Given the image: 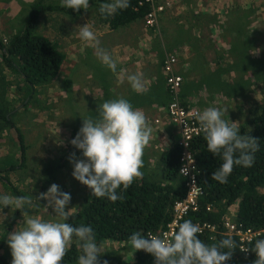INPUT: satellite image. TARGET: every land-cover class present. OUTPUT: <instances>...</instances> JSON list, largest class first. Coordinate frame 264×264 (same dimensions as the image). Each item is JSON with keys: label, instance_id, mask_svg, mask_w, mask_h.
Instances as JSON below:
<instances>
[{"label": "trees", "instance_id": "16d2710c", "mask_svg": "<svg viewBox=\"0 0 264 264\" xmlns=\"http://www.w3.org/2000/svg\"><path fill=\"white\" fill-rule=\"evenodd\" d=\"M144 1L130 0V6L127 9L118 10L110 16L101 15L99 12L100 5L108 0H89V7L96 11L100 24L113 30L127 25L131 21L144 18L151 9L150 5ZM141 2L144 3L141 4ZM45 10L60 11L67 15H76L87 11L84 9L74 11L62 7L61 4H48L45 0H37L31 4L26 27L15 32L7 40L0 38L3 61L19 79L13 90L14 97L5 107L0 105L1 134L15 124L10 112L25 104L27 99L31 100V93L42 85L54 81L61 73L65 55L59 49V44L36 31L40 14ZM241 22L237 18L235 25L240 27L243 25L240 24ZM222 90L226 92L227 88L223 86ZM30 100L26 102L27 105ZM34 101H38V99H34ZM255 106L253 114L239 126L241 135L246 134L257 139L259 151L255 154V163L250 168L234 166L227 183L221 184L211 178L212 172L219 167L222 161L219 156H214L207 151L204 135L197 137L192 143L200 170L199 183L204 192L199 197L197 209L181 219L179 224L186 219H191L200 227L208 224L215 226L214 231L204 228L198 236L208 245L218 244L222 238L229 236L225 228V220L229 210L237 204L234 222L242 224L245 230L251 229L258 233L253 241L244 244L247 251L242 250L239 238L233 236L237 248L226 264H255L257 257L252 247L256 239H264V193L261 192V189H264V100ZM16 129L19 132L22 147V164H25L27 146L24 144L21 129L19 127ZM180 153L181 147L177 140L169 150L161 152L159 155L157 165L161 168V178H158L157 174L153 172L145 171L139 179L134 180L126 191L121 193L123 199L117 200L115 203L107 198L92 196V191L88 188V193L83 198L82 204L67 223L74 226L81 224L92 226L99 245L106 240L130 244L129 238L136 231L145 235L151 233L162 237L163 233L168 230L169 224L174 220L175 204L182 200L187 193L186 178L180 175ZM61 165V163H54L46 166L45 180L41 183V193L47 191L48 186L57 180L53 169L56 170L62 167ZM17 168L16 164L0 166V180L3 188L14 197L29 198L31 193L15 186L16 183L10 177L11 171L13 172ZM117 191L120 192V190ZM36 199L41 202L45 200L40 196ZM18 212H22V209ZM17 218V216L13 217L12 223ZM11 227L10 225L7 234ZM6 233L0 240V249L6 244ZM123 247L102 251L103 254L99 256L101 264L104 261H107V264H155V258L144 250H136L134 260L130 263L125 256L119 253L126 246ZM79 255L80 248L74 239L62 264H78ZM0 261L3 264H9L1 252Z\"/></svg>", "mask_w": 264, "mask_h": 264}, {"label": "rangeland", "instance_id": "374dc122", "mask_svg": "<svg viewBox=\"0 0 264 264\" xmlns=\"http://www.w3.org/2000/svg\"><path fill=\"white\" fill-rule=\"evenodd\" d=\"M35 1L37 0H0V38L7 40L15 32L26 27L31 4ZM45 1L48 4H61L60 0ZM247 1L234 0V4L224 8V11L230 10L228 14L234 12V15H231L234 19H240L242 21L240 24L243 25L240 27L233 25L232 35L220 33L215 39L219 40V44H217L220 48V63L215 73L218 76L219 87L216 102L220 104L219 107L228 108V112L224 113V118L228 122H236L238 126H241L253 114L255 105L264 100V0ZM92 12L94 11L92 10ZM72 16L77 17L78 14L67 15L60 11L48 10L40 14L36 31L55 40L65 55L61 73L54 81L42 85L31 93L28 105L26 102L29 100L27 99L25 104L10 112L15 124L2 134L0 133V166H11V164L18 166L17 170L11 171L10 177L16 183L15 186L31 193L29 198L33 202L30 206L24 205L22 212L11 211L10 206L5 207L0 213V240L10 225L12 227L8 234L24 226V218L25 220L29 217H38L44 220L55 218L52 207L47 206V200L41 202L36 199L41 194V183L45 180V168L48 164H62V167L53 169L57 179L53 183L59 185L62 191L71 194V201L67 208L72 207L70 209L72 214L82 204L83 198L89 190V187L72 176L73 164L69 162L70 156L75 153L74 159H83V157L80 150L76 149L70 141L82 127L83 119H98V106L104 101L114 99V97L108 99L109 93L102 91L103 95L98 99L90 84L85 83L82 87L84 74L82 70L78 72L79 79L76 82L81 88L74 90V84L68 83L72 79L69 78L70 67L67 62L72 58L73 52L74 54L80 53L79 51H82L85 45V42L79 39V31L73 29L79 21L72 20L70 25L67 22ZM227 16L222 21L225 22ZM97 20L94 17V21ZM2 55L0 49V105L5 107L14 97L13 90L19 79L3 61ZM205 70L204 65L202 71ZM223 86L227 88L226 92L222 91ZM5 92H7L6 96ZM25 95L27 96L26 93ZM34 99H38V101H34ZM18 127L21 129L24 144L27 146L25 164H22V147L19 132L16 129ZM160 137L161 135L150 133V146L148 145L144 149L143 167L140 169L142 175L148 171L161 178V168L157 164L159 155L164 152L166 147L162 144ZM148 157L152 158L149 163ZM261 192L264 193V189H261ZM0 194H8L4 190L1 180ZM235 206L227 213V217L233 221L237 204ZM3 215L6 217L4 222ZM15 216L18 218L12 223ZM121 246L126 247L119 253L125 256L130 263L133 262L136 250L131 246V243L106 240L100 244L101 251ZM0 252L11 264V249L7 241ZM0 264L3 263L0 261Z\"/></svg>", "mask_w": 264, "mask_h": 264}, {"label": "clouds", "instance_id": "9594fccd", "mask_svg": "<svg viewBox=\"0 0 264 264\" xmlns=\"http://www.w3.org/2000/svg\"><path fill=\"white\" fill-rule=\"evenodd\" d=\"M60 2L62 7L74 11L89 8V0ZM170 3L171 0L158 2L165 9ZM129 6L130 0H108L100 5L99 12L110 16ZM78 36L97 49L96 56L103 66L113 73L117 72V61L110 53L99 48V41L87 24L79 27ZM125 75L133 91L138 94L147 91L140 73ZM120 82L123 83V79ZM227 109L210 106L195 114L206 140L207 151L219 156L222 161L211 174L212 180L221 184L228 182L234 166L252 167L255 154L259 151L256 138L241 135L238 124L233 121L229 123L224 118ZM98 112V119H83L82 127L70 141L80 150L83 159H74L76 154L73 153L69 162L73 164V178L89 187L92 196L107 198L115 203L122 200L121 193L142 176L140 169L143 167L144 149L149 142L151 129L145 114L134 109L130 101L123 97L104 101L98 106ZM187 171L188 169L185 170V175ZM40 198L47 200V206L52 207L55 218H24V226L8 234L11 264H62L74 239L80 248L78 264H101L99 256L103 253L96 241L93 227L67 223L72 216V207L67 208L71 194L53 183L47 191L40 194ZM31 203L28 197L0 194V213L9 206L11 211H21L24 205L30 206ZM5 218L3 215V222ZM201 231L198 224L186 219L178 225V230L170 238L136 231L129 239L135 250L151 254L155 258V264H226L237 248L236 241L228 236L218 244L208 245L199 238ZM252 250L257 257L255 264H264V239H256ZM103 264H107V261Z\"/></svg>", "mask_w": 264, "mask_h": 264}, {"label": "crops", "instance_id": "0c3cea01", "mask_svg": "<svg viewBox=\"0 0 264 264\" xmlns=\"http://www.w3.org/2000/svg\"><path fill=\"white\" fill-rule=\"evenodd\" d=\"M171 1L163 12H159L154 27L147 25L145 16L112 30L98 20L94 21L97 13L92 7L67 20L69 25L72 20L79 21L73 28L78 31L79 27L87 24L96 35L99 48L110 53L117 61V72L113 73L100 63L96 56L97 49L85 42L83 50H78V54L73 52L67 62L74 90L81 88L76 82L79 79L78 72L82 70V87L85 83L90 84L98 99L102 97V91H107L108 99L113 96L114 99L123 97L129 100L134 109L145 114L151 134L161 135L162 144L168 149L179 135L165 112L169 102L167 74L164 70L167 55L175 54L178 57L176 71L184 78L181 93L186 102L201 111L210 106L219 107L220 104L216 102L218 76L215 73L220 63V48L219 40L215 39L220 33L232 35V28L236 24V18L231 15L234 12L228 14L230 10L224 11L225 7L234 4V0ZM226 16L227 20L222 21ZM204 65L206 70L202 71ZM133 73L142 75L147 91L139 94L133 91L125 75ZM158 117L162 118L161 125L155 124ZM166 148L164 151L168 150ZM151 160L148 157V163Z\"/></svg>", "mask_w": 264, "mask_h": 264}, {"label": "built area", "instance_id": "2783aa9c", "mask_svg": "<svg viewBox=\"0 0 264 264\" xmlns=\"http://www.w3.org/2000/svg\"><path fill=\"white\" fill-rule=\"evenodd\" d=\"M151 6L150 11L146 15L147 25L154 27L157 24L159 12L165 9L163 4H158L159 0H145ZM144 2H141L143 4ZM169 4V3H168ZM178 64V57L175 54L167 55L164 62V70L167 74V86L171 96V101L166 105L165 112L168 118L177 129L179 134L178 145L181 147L180 153V175L186 178L187 193L186 196L175 204V217L169 224L168 230L163 233V238H170L176 231L179 221L185 216L190 214L191 211L196 210L198 207V200L203 195L204 189L199 183L200 170L198 168L195 153L192 149L193 141L201 136L203 133L200 124L195 117L197 112H202L200 108L192 106L186 102L181 95V88L184 78L176 71ZM162 118L155 119V124L161 125ZM188 169L185 175V170ZM207 228L211 231L216 229L215 226L210 224L201 227L203 231ZM225 228L227 234L233 238L237 236L241 242L242 249L247 251L245 247L246 242L253 241V238L258 235L251 229H244L242 224H237L230 218L225 220ZM157 236V235H155Z\"/></svg>", "mask_w": 264, "mask_h": 264}]
</instances>
